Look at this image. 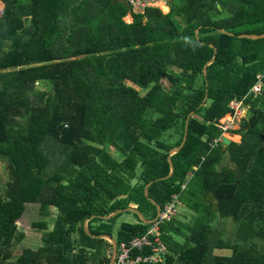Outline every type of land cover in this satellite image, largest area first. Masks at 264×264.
Returning <instances> with one entry per match:
<instances>
[{
    "label": "trees",
    "instance_id": "16d2710c",
    "mask_svg": "<svg viewBox=\"0 0 264 264\" xmlns=\"http://www.w3.org/2000/svg\"><path fill=\"white\" fill-rule=\"evenodd\" d=\"M169 7L136 14L124 0H0V163L9 173L0 264L25 239L17 222L27 204L44 217L56 209L55 226L34 223L43 244L9 264H109L112 244L91 238L85 221L93 235L126 242L151 224L132 213L135 223L116 225L131 212L99 216L132 207L151 221L152 198L164 209L174 195L193 217L161 225L168 254L158 264H264V88L249 92L258 74L264 81V39L219 31L264 34V0ZM245 96L249 116L233 132L242 142L212 148L230 103ZM225 219L230 239L217 226Z\"/></svg>",
    "mask_w": 264,
    "mask_h": 264
},
{
    "label": "built area",
    "instance_id": "2783aa9c",
    "mask_svg": "<svg viewBox=\"0 0 264 264\" xmlns=\"http://www.w3.org/2000/svg\"><path fill=\"white\" fill-rule=\"evenodd\" d=\"M131 11L136 14L143 13L147 8H160V5H166V0H124ZM169 1V0H168ZM258 81L250 88V93L262 92V74H258ZM246 96L242 99L233 100L229 107L231 112L223 117L218 124L222 131V136L215 139L210 146L217 147L223 143L226 134L231 133L237 128L234 127L236 121L240 122L248 113L245 103ZM186 188V186L184 187ZM179 196L174 195L171 201L158 217L151 223L146 232L141 236L134 237L126 242L118 243L117 255L114 264H158L163 262L168 254V247L161 238L160 228L165 222L172 221L178 213Z\"/></svg>",
    "mask_w": 264,
    "mask_h": 264
},
{
    "label": "rangeland",
    "instance_id": "374dc122",
    "mask_svg": "<svg viewBox=\"0 0 264 264\" xmlns=\"http://www.w3.org/2000/svg\"><path fill=\"white\" fill-rule=\"evenodd\" d=\"M166 2V5L170 6L171 4H177L180 2V0H175L173 3L170 2ZM166 5H160V9L164 12V13H168L169 11V7ZM127 23H131L132 22V16L128 15L125 19H124ZM198 30V29H197ZM164 85L166 89H170V84L168 82V80L164 81ZM37 86L39 88H47V84H37ZM50 87L48 86V89ZM142 94H145V91H141ZM248 113L245 114V118H243L240 122L236 121L234 127L241 129L242 125H243V121L244 119H246V117L248 118ZM225 119L227 120L228 117H225ZM227 137V136H226ZM229 139V138H228ZM237 141L238 138L232 139V141ZM56 147V146H53ZM58 155L59 154V150H57V153L54 155V160L52 162V166L54 165H58ZM229 167H233V164L229 162V159H227L225 162H223V166H228ZM8 170L6 169V167L3 165V163H0V191L1 189H4L7 179L9 177L8 175ZM2 186H4L2 188ZM3 192V190H2ZM2 192H0V194H3ZM184 205L182 203H180L179 208H178V213L176 217H179L181 220L183 221H190L191 218L193 217V212L190 209H184ZM182 209V210H181ZM184 209V210H183ZM58 215V211L54 208H51V215L50 216H41L40 212H39V205L38 204H27L26 206V211L24 213V215L22 216V218L17 222L19 230L24 234L25 239L21 242H17L16 244H14L13 249H12V258L9 262H7V264H9L10 262H15L17 257L27 248H38V246H40L41 244V237H43V231H41L39 228L34 226V223L40 222V221H46L49 230H52L55 226V218ZM137 217L135 215H133L132 213H123L116 221V225L120 224L122 222H126V223H132L133 221H137ZM229 220V221H228ZM228 220H220L217 223V226H219L220 229H222L221 231L223 232L222 234L227 237L228 239L232 238L233 236V223L231 222L230 219ZM216 252H221L223 254H230L231 251L228 249H224V250H216ZM110 256L112 253V250L109 251Z\"/></svg>",
    "mask_w": 264,
    "mask_h": 264
},
{
    "label": "water",
    "instance_id": "95a60500",
    "mask_svg": "<svg viewBox=\"0 0 264 264\" xmlns=\"http://www.w3.org/2000/svg\"><path fill=\"white\" fill-rule=\"evenodd\" d=\"M171 1H172V0H171ZM219 31H220L221 33L226 34V35H229V36H236L237 38H244V39H251V40H260V39H264V34H261V35H251V34H240V35H234L233 33H229V32H227V31H225V30H223V29H220ZM198 33H199V29L196 30V35H197V36H198ZM211 46L214 47L213 45H211ZM214 49H215V54H217V52H218V51H217V48L214 47ZM214 62H215V58H213L212 60H210V61L206 64V66H205V68H204V70H203L205 75L207 74V67H208L209 65H211L212 63H214ZM207 99H208V98H207V96H206L205 99H204V101H203V103L201 104V106H203V105L206 103ZM194 115H195V111L191 112V113L189 114V116H188L187 123H186V133H185V137H184V139H183V142H182L181 146L178 147V148L173 149V150L171 151V153H170L169 160H170V163H171L172 172H171L170 176H167V177H165V178H169V177L171 178V177L174 175L175 171H176V166H175V162H174V160H173V156L176 155V154H178V152L184 147V145H185V143H186V141H187L188 122H189V120H190ZM223 144H224V145H229V144H230V140L227 139L226 137H224V138H223ZM154 181H155V180H152L150 183H148V184L146 185V187H145V193H146V195H148V187H150V185H151ZM152 200H153V203L157 206V207H156V208H157V216H156V218H157L158 215L160 214V212H162V206H160V205L157 203V201H156L155 199L152 198ZM122 212H131V213L136 214V215L138 216V218L140 219V221H141L143 224H151V223L156 219V218H155L154 220L148 221V220H146V219L144 218V216L141 214L140 211H138L137 209L132 208V207H129V208H126V209H123V210H117V211H115L114 213H112L111 215H108V216H99V218L104 219V220H110V219H112V217H114L115 215L120 214V213H122ZM96 217H97V216H92V219H94V218H96ZM88 222H89V219H87V220L85 221L84 228H85L86 233H87L91 238H93V239H105V240H108V241L112 244L113 248H112V253H111V258H110V262H109V264H114L115 259H116V255H117V248H118V243H117L116 239L112 238V237L109 236V235H99V236H95V235H93V234L90 232L89 228H88Z\"/></svg>",
    "mask_w": 264,
    "mask_h": 264
},
{
    "label": "crops",
    "instance_id": "0c3cea01",
    "mask_svg": "<svg viewBox=\"0 0 264 264\" xmlns=\"http://www.w3.org/2000/svg\"><path fill=\"white\" fill-rule=\"evenodd\" d=\"M167 2H173V1H175V0H166ZM166 3V2H165ZM166 6H168V5H166ZM169 7V6H168ZM170 8V7H169ZM169 11H170V9H169ZM168 11V12H169ZM264 88V81L262 80V89ZM258 94H261V93H258ZM258 94H255V96H258ZM247 111H248V106H247ZM246 119H247V117H246ZM237 130H240V129H236V130H234V131H237ZM234 131H232L231 133H229V134H226V136H224V137H226L227 139L229 138V140H230V143L231 142H235V143H241L242 142V135L241 134H234L233 132ZM235 138H238V140L237 141H232V139H235ZM136 221H133L132 223H135Z\"/></svg>",
    "mask_w": 264,
    "mask_h": 264
}]
</instances>
